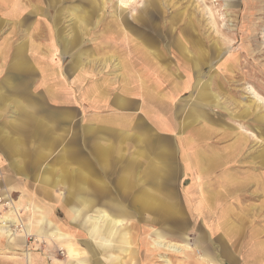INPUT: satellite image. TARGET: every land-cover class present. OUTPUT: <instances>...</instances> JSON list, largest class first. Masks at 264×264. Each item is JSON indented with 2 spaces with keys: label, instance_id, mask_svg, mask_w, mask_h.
I'll return each mask as SVG.
<instances>
[{
  "label": "rangeland",
  "instance_id": "rangeland-1",
  "mask_svg": "<svg viewBox=\"0 0 264 264\" xmlns=\"http://www.w3.org/2000/svg\"><path fill=\"white\" fill-rule=\"evenodd\" d=\"M86 1L0 0V215L18 221L8 227L9 235L0 232V264L69 260L57 241L22 231L33 199L46 204L55 226L91 256L85 231L68 209L67 179H54L65 147L90 163L97 178L87 186L98 203L103 200L99 187L121 197L118 177L135 154L136 190L156 185V196L173 205L166 214L135 210L124 197L132 216L123 232L132 235L134 224L141 258L151 240L143 234L156 230L181 243V252L160 253L172 264L187 263L189 251L205 264H243L249 252L258 261L255 245L264 240V124L256 120L264 115V0H133L124 8L118 0H103L87 24L74 11ZM19 53L26 64L17 65ZM130 95L145 101V117L155 123L141 117L136 131L128 130L140 137L135 146L129 137L121 141L122 127L111 118L110 125L98 124V114L113 116L117 100ZM18 99L34 109L24 108L25 117L15 115L30 157L26 175L14 173L16 155L3 144L2 129L15 122L10 121ZM37 118L54 124L59 135L55 143L41 142L39 165L33 163L39 141L30 136ZM102 135L115 148L101 166L95 144L104 143ZM198 151L220 161L207 170L186 162ZM79 165L74 183L84 189L79 182L89 176L80 169L85 164ZM43 176L51 180L49 196L38 190ZM108 199L93 209H106ZM228 220L236 231L224 227ZM151 261L165 264L156 256Z\"/></svg>",
  "mask_w": 264,
  "mask_h": 264
},
{
  "label": "bare ground",
  "instance_id": "bare-ground-1",
  "mask_svg": "<svg viewBox=\"0 0 264 264\" xmlns=\"http://www.w3.org/2000/svg\"><path fill=\"white\" fill-rule=\"evenodd\" d=\"M118 1H119L118 6L122 8L123 6L129 5L133 0H118ZM104 4L105 2L103 0H100L99 3L97 2V0H90V1L88 0L86 1V3H83L80 6L75 7L74 11L76 12V14H78L80 21L82 23L87 24L90 21L89 19L90 12L95 9H99V8L102 9L104 7ZM14 6L16 9L18 8V6H16L15 4ZM87 9L90 10L88 11ZM115 14L120 16L122 21H125L123 16H121L120 12H118V14L117 12H115ZM21 48L23 49V46H21ZM24 50H25V46H24ZM18 55H19V61L17 65L26 64V62L24 61L25 54L19 53ZM202 96L206 97L207 95L204 92L202 93ZM26 112L27 111L24 110V114L28 115L26 114ZM256 120H259V122H261L263 125L264 115L256 118ZM246 132L247 134H250L249 131ZM232 147L234 148L235 144ZM104 149H106V146L104 147ZM263 159H264V155H263ZM219 161L220 158L215 157V155H209V154L207 155L198 151L193 155L191 160H188L186 162L188 163L192 162L202 170H207L209 167H211V165ZM156 172H157L156 169H154L153 174L156 175ZM77 173L79 174V181H84L85 178L83 177L82 173L79 172ZM73 175L74 176L71 180L73 185L68 192L71 195V200H73L76 205H79L81 203L83 206H81L80 209L72 207V209L69 210L71 212L72 220H76L77 225L80 226L85 231V235L88 239V242H86V244H88L89 249L91 251L90 257L89 255L86 256V254H89L86 253L88 251L81 248L80 244L77 241L73 240V237L71 238L67 231L63 230L59 226H55V223H53L49 219V215H50L49 208L46 207V204L43 205L41 202L37 201L36 199H33L26 207V209L30 212V218L27 220L28 222L25 226L22 225L24 227L22 231L24 232V234L27 235V237L29 233H31L32 231L36 234V237H41V238L50 237V239L57 241L62 247L66 248L67 254L70 256L66 264H152L151 260L155 258V256L159 259L161 258V260L164 261L165 264H172L171 260H169L165 255L163 256L160 253H162V251L178 253L183 250L181 243L169 241L167 239L168 237H165L166 235L164 233H160L159 231L156 230H151V231L149 230L143 234L144 238L149 236L151 240L145 243L147 249L146 252H144L143 258H141L140 257L141 242L139 237L140 235L138 234V232L135 231V226H133L134 224H130L129 226L130 228H134V232H132L133 233L132 235L129 234L126 235L127 231L123 232V228L127 227L124 218L127 219L130 218L128 215H126L125 210L122 209V207L118 206V204L113 202L111 200L112 199L111 197H109L108 201L105 203L106 209H98V208L92 209V207L88 208L86 204L87 198L84 196V194L80 193L84 191V189L80 187L78 188L75 187L74 182L76 181V179H78V176H75V174ZM81 177L82 179L80 180ZM40 180L39 181L41 182V184L39 191L42 192L43 196H49L50 191L49 188L47 187L50 182L49 177L44 176L40 178ZM127 182H128V175L125 176L121 181V186H120L121 189L119 191L120 194L125 195L129 192L128 190L130 189L127 185ZM154 186L151 185L152 188ZM152 188L150 190L141 189L140 193L138 194V196L135 198L134 201L137 204V206H139L137 210L138 209L147 210V211L153 210L165 214L168 213L170 210H173L170 209L173 205L169 204L168 200L166 199L163 198L159 199V197L156 196L157 194L153 190L154 188L153 189ZM3 216L4 215H0L1 218L0 232L4 233L5 236H7L9 235L8 227L10 225L15 226L18 221L13 216L12 217H10L9 215L8 216L6 215L4 217ZM20 224H22V222ZM224 227L229 230L228 232H234L238 229L236 223H233V221L230 222L229 220L224 223ZM77 237H75V239H78L79 241V238ZM182 238H183L182 235H177V239H182ZM255 246L256 248L254 249V251H257L259 253V256L261 257L258 259V261L255 262L253 256L249 254L251 252H249L245 256V259L242 260L243 264H262V261L264 260V240H262L261 243ZM202 251L204 252V248L202 249ZM186 254H187V260H186L187 263H181V264H205V260L203 258L202 261H199L197 258H195V256L199 255V253L189 251L186 252ZM28 262H30L29 264H31V261Z\"/></svg>",
  "mask_w": 264,
  "mask_h": 264
},
{
  "label": "crops",
  "instance_id": "crops-1",
  "mask_svg": "<svg viewBox=\"0 0 264 264\" xmlns=\"http://www.w3.org/2000/svg\"><path fill=\"white\" fill-rule=\"evenodd\" d=\"M20 101H22V100L18 99L15 102L16 108L13 109L15 114L11 118L10 122H13V121L16 120V118H15L16 114H20L21 116H24V117L27 116V115L24 114V110H23L24 108L29 110V113L34 111L33 106H27L26 104H24V103H22ZM116 103L118 104V108L117 109H113V111L116 112V113H112L113 116H110L111 114H107V113L106 114H104V113L98 114V115H100V117H99L100 121L98 122V124H99V126H102V127L110 125L108 120L111 118L113 120V122L115 121V123H112V124H116L118 126L121 125V127H122L120 130L117 131V135L120 138H122L121 141H124L125 139H127V137H129V141L133 143V146H135V143H139L138 139L140 137L139 138L138 137L135 138V136H133V135L130 136L129 131L130 130L136 131L135 126H139L141 124L140 123L141 117H144L145 120H147V118L145 117V114H146V112L148 110V107L145 104L144 100L140 101L139 99L134 97V95L122 96V98L117 100ZM147 122L150 124V126H155V123H152L149 120H147ZM17 123H19V122L15 121L14 123H11L10 125H9V123L5 124L6 127L4 128V130L2 129V131L4 133V136H5V138L3 139V144H5L4 148L8 150L10 155L12 153L14 155H16V157L12 158V164L14 166L13 167L14 173L17 174V175H26V173H27L26 164H27V161L29 160L30 157L28 156V153L25 150L24 140L21 137V131H20L21 127ZM35 124L36 125L31 128L32 133L30 134V136L32 137V141H39V142H37L39 144L36 145V147H35L37 151H36V153L34 154V157H33L34 158L33 160L35 161V162L33 161V163L35 165H37L38 164V160L44 154L43 153L44 149L42 147L41 142L43 143V141H45L46 139H50L49 141L51 143H55L56 140L59 139V135H57L56 132H54L55 131V127H54L55 125L54 124L47 125L39 118H37L35 120ZM130 127L133 128V129H126V128H130ZM12 132L16 133V135H14ZM102 137H103V140H105L104 143H101V141L98 139V140H96V144H95L96 145L95 148H96V151L98 153V158H97L96 162L98 164H100L101 166L102 165H106L109 152L112 149V146L110 145L111 143L109 142L110 141L109 140V136L108 135H102ZM106 138H107V140H106ZM102 145H104V146H102ZM105 146H106V149H104ZM115 146L117 148L120 147L117 144ZM114 148L115 147L113 146V149ZM117 148H116V152H118ZM137 148H138V146H137ZM60 152H61V156L57 157V159L59 161L56 160L58 162V164H59V169H57L58 173H56L54 171V173H55L54 175H56L54 177V179L55 180L56 179L59 180L61 178L60 176L65 177L67 179L66 182H67V192H68L71 189L72 185H73L71 180H72V178L74 176L73 175L74 172L80 166L79 163L85 164L80 169H82V171H86L88 173L89 177H88V179L86 180L85 183L79 182V184L80 185L82 184L83 187H84V191H82L80 193L84 194V196L87 198L86 204H87L88 208L92 207V209H93V207H95V206L102 207V205L104 203L103 201L106 200L107 197H111L112 198L111 200L113 202H115L116 204H118V206L122 207V209L125 210L126 215H128L130 217L132 215H131V212L129 210H127L128 206H127L126 201H124V197L127 196V199L129 198L130 201H131L132 207L135 210H137V208H139V206H137V204L134 201H135V198L140 193L141 189L150 190L152 188V187H150V188L141 187V188L138 189V191L136 190L137 187L135 185H136L138 177H137L136 170L134 168V164L136 163V159L137 158L135 157V154H132V157L129 158V160H127L128 164H129V168L126 171H123V173H121L120 176L118 177V183H119L118 190L120 191V189H121V187H120L121 186V181H122V179L125 176L128 175L127 185H128V187L130 189V190H128L129 192L127 194H125V195L124 194H120L121 197H119L118 195H116L118 197H114V196L110 195V193L108 192L107 188L99 187V190L101 191V193L103 195V198H102L103 200L100 201V203H98L97 200L91 195L90 188L87 186L88 180H92V179H96L97 178V177L93 178L92 175H91L92 174V170H91V167H90V163L88 161H86V160H77L75 158L74 154L70 155L71 152H70V148H68V147L62 148V150ZM200 152H202V151H200ZM202 153H204V152H202ZM73 162H76L77 164L74 165ZM95 181H97V180H95ZM58 183H59V181L55 182V185H57ZM49 186L50 185H48L47 187H49ZM39 188H40V186L38 187V190H39ZM85 189H87V190L85 191ZM68 197H69V204H68L69 208L68 209H72V207L80 209L81 206H83L81 203L79 205H76L75 202L73 200H71V195L69 194V192H68ZM124 221H128V219L124 218ZM65 264H66V262H65Z\"/></svg>",
  "mask_w": 264,
  "mask_h": 264
}]
</instances>
